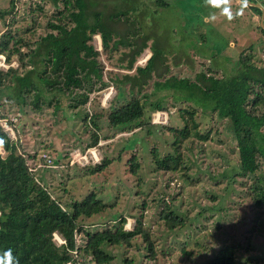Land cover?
I'll use <instances>...</instances> for the list:
<instances>
[{"label":"rangeland","instance_id":"374dc122","mask_svg":"<svg viewBox=\"0 0 264 264\" xmlns=\"http://www.w3.org/2000/svg\"><path fill=\"white\" fill-rule=\"evenodd\" d=\"M8 1L0 0V9ZM86 1L92 3L88 10L97 11L111 31L106 51L101 49L99 35L92 37L108 86L90 93L89 104L77 109L55 106L53 101L48 105L50 95H44L40 108L34 109L29 103L31 92L27 93V103L18 106L7 99L10 89L0 91V111L5 116L0 124L11 128L7 133L11 140L17 139L18 151L27 153L29 164H41L43 156L51 161V166H35L32 172L37 182L66 210L73 200L95 193L107 207L100 214L78 219V224L89 232L113 229L119 216L125 218L123 229L130 230L141 212L142 225L151 231L155 243L154 257L144 255L141 240L135 237L130 247L105 246L112 256L108 264H125L124 258L129 264H205L223 246L233 248L235 264H264V202L257 205L248 190L253 179L264 187V164L258 177L239 176L230 122L186 98L188 94L200 98L196 87L174 91L155 85L180 78L193 82L206 70L228 78L237 71L240 52L250 56L255 66L264 68V36L256 29L259 14L243 0H228L227 4L223 0ZM252 2L264 8V0ZM58 10L60 3L53 5L51 0H17L15 12L8 17V30L34 42L48 31L46 23ZM93 19L90 13L88 20ZM138 48L137 55L134 51ZM151 53V72L141 78L134 68L143 66ZM130 59L132 68L126 70ZM138 81H143L140 90L131 86ZM132 97L161 100L167 110L155 123L151 122L155 111L149 112L150 124L158 127H109L102 117L97 122L98 141L86 147L92 113L101 112L99 106L106 111L118 107ZM183 106L195 110L197 130L207 134L205 140L190 135V142L182 145L185 176L184 170H155L150 155L152 148L160 156L170 151L171 136L159 125L178 126V120L174 117L170 122L172 116L168 114L167 118V113ZM261 131L264 134V126ZM131 153L139 166L135 174L128 169ZM0 154H5L1 148ZM104 160L108 161L106 166L94 172L93 166ZM162 202L183 220L181 226H164L159 215ZM74 238L77 244L82 243L79 234ZM88 258L80 255L78 264Z\"/></svg>","mask_w":264,"mask_h":264},{"label":"trees","instance_id":"16d2710c","mask_svg":"<svg viewBox=\"0 0 264 264\" xmlns=\"http://www.w3.org/2000/svg\"><path fill=\"white\" fill-rule=\"evenodd\" d=\"M17 0H9L6 7L0 9V55L4 58L6 68L0 67V91L10 89L7 99H13L18 106L25 105L27 93L33 94L30 104L39 109L44 95L49 96L55 106H68L77 109L89 104V94L108 86L103 79V65L99 61V51L92 44V37L99 35L102 50H108L111 31L106 27L97 11L91 12L92 4L86 0H51L53 5L60 3L61 10L49 18L46 23L48 31L32 42L17 33L8 30V17L16 9ZM253 1V0H250ZM262 4V3H261ZM250 8L257 14L260 10ZM90 13L93 21H89ZM118 16V15H115ZM264 23V19H263ZM256 29L264 36V29L256 24ZM109 45V46H108ZM143 47V46H142ZM135 54L138 55L140 48ZM237 57V71L234 75L217 77L210 70L197 74L196 81L189 82L185 78L155 82L157 89L193 88L200 92V98L188 94L187 99L201 103L219 119L230 122L231 134L238 155L239 176H256L264 164V68L257 67L250 61V56ZM151 53L143 66H135L134 70L147 78L150 70ZM14 60L16 65L12 63ZM40 64V68L36 65ZM133 59L129 60L128 68H132ZM128 77V76H125ZM137 79L136 76L133 78ZM137 81V80H136ZM143 81L132 83L137 88ZM139 87L138 90L141 88ZM11 96V97H10ZM143 97L148 98L147 95ZM2 102H0V107ZM147 106L149 107L146 110ZM99 109L105 113L94 112L91 118V133L86 147L95 146L98 141L97 122L104 117L109 127L121 126L131 130L135 125L156 128L150 124V111H165L166 107L158 99L140 100L132 97L118 107L109 110ZM171 114L178 120V126L161 124L160 128L171 136L170 151L160 156L156 150H150L151 163L157 171H180L185 176L182 145L190 135L205 140L207 134L197 130L195 110L190 106L177 108ZM5 116L0 111V118ZM86 120V116L83 121ZM168 123L169 122V119ZM8 124L11 125L10 122ZM17 139L11 140L6 130L0 125V264H6L5 253L10 249L11 255L19 264H78V257H89L82 264H108L112 256L106 252L105 246L123 245L130 247L135 237L141 240L144 255L153 258L154 240L149 229L142 225L141 212L134 219L130 230L123 229L125 218L119 216L118 224L113 229L89 232L78 224L80 217H90L105 211L106 205L93 192L87 193L82 199L73 200L69 209L62 208L47 188L35 179L29 170L27 153L18 151ZM85 147V148H86ZM84 149H82L83 151ZM29 157V156H28ZM34 156H30L33 159ZM107 160L93 166V171H101ZM136 156L131 153L128 169L135 174L138 169ZM264 181V178H262ZM253 179L251 198L257 205L264 202V187ZM257 189V190H256ZM163 203L159 215L164 226L177 227L183 220L174 215L168 204ZM141 207L143 208V202ZM56 232L64 243L56 245L52 233ZM82 237V243L76 244L74 235ZM129 264L127 259H123ZM205 264H235L234 251L230 246L220 247L212 259Z\"/></svg>","mask_w":264,"mask_h":264},{"label":"built area","instance_id":"2783aa9c","mask_svg":"<svg viewBox=\"0 0 264 264\" xmlns=\"http://www.w3.org/2000/svg\"><path fill=\"white\" fill-rule=\"evenodd\" d=\"M0 67H2V68H6L7 67V65L4 63V58H3L2 55H0ZM161 114H163L162 111H155V113H153V115L151 117V122L155 123V121L158 120L157 118L160 117ZM0 125L6 131H9L11 129V128L6 127L7 125L6 126L5 125L3 126L2 124H0ZM87 151H85V152L87 153ZM88 153L91 154V150H89ZM31 161L33 162V160H31ZM40 161L42 162L41 164L40 163L31 164L29 170L33 171L35 169V166H43V167L51 166V161L46 156H43L42 158H40ZM52 240L54 241V243L56 245H60V244L64 243V239L59 234H57L56 232L52 233ZM76 244H77V242H76Z\"/></svg>","mask_w":264,"mask_h":264},{"label":"water","instance_id":"95a60500","mask_svg":"<svg viewBox=\"0 0 264 264\" xmlns=\"http://www.w3.org/2000/svg\"><path fill=\"white\" fill-rule=\"evenodd\" d=\"M247 4H248L249 6H254V7H256V8H258V9L260 10V14H259V22H258V24H259V26H260L262 29H264V23H263V19H264V8H263L260 4L255 3V2H252V1H250V0H248Z\"/></svg>","mask_w":264,"mask_h":264},{"label":"clouds","instance_id":"9594fccd","mask_svg":"<svg viewBox=\"0 0 264 264\" xmlns=\"http://www.w3.org/2000/svg\"><path fill=\"white\" fill-rule=\"evenodd\" d=\"M247 2L248 0H243V3L245 6H247ZM223 3L227 4L228 0H223ZM225 11H227V9H225ZM5 260H6V264H13V260L14 258L11 255V250L9 249L6 253H5ZM15 264H19L18 261H15Z\"/></svg>","mask_w":264,"mask_h":264}]
</instances>
